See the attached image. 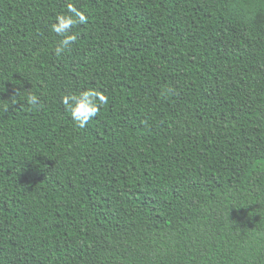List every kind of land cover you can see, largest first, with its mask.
Wrapping results in <instances>:
<instances>
[{"label":"trees","instance_id":"obj_1","mask_svg":"<svg viewBox=\"0 0 264 264\" xmlns=\"http://www.w3.org/2000/svg\"><path fill=\"white\" fill-rule=\"evenodd\" d=\"M0 264H264V0H0Z\"/></svg>","mask_w":264,"mask_h":264},{"label":"clouds","instance_id":"obj_2","mask_svg":"<svg viewBox=\"0 0 264 264\" xmlns=\"http://www.w3.org/2000/svg\"><path fill=\"white\" fill-rule=\"evenodd\" d=\"M66 13H57L55 22L50 25L51 31L61 37L54 49V54L60 57L77 41L72 29L87 22L85 14L78 10L73 3H66ZM108 102V97L94 89L80 92L78 95L68 94L61 96V103L69 113L78 128H85L97 116L102 105ZM24 103L30 108H37L39 97L31 91L26 92ZM9 107V106H8ZM8 107L4 108L6 112Z\"/></svg>","mask_w":264,"mask_h":264}]
</instances>
